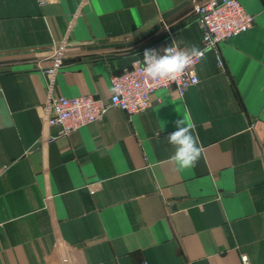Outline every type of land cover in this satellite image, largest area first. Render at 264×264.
<instances>
[{
    "label": "crops",
    "instance_id": "0c3cea01",
    "mask_svg": "<svg viewBox=\"0 0 264 264\" xmlns=\"http://www.w3.org/2000/svg\"><path fill=\"white\" fill-rule=\"evenodd\" d=\"M181 1L0 0V264H264V0H239L252 26L197 62L182 93L38 142L49 96L105 100L146 49L201 48V0L125 41L69 42L131 32ZM182 117L203 152L178 170L166 137Z\"/></svg>",
    "mask_w": 264,
    "mask_h": 264
},
{
    "label": "built area",
    "instance_id": "2783aa9c",
    "mask_svg": "<svg viewBox=\"0 0 264 264\" xmlns=\"http://www.w3.org/2000/svg\"><path fill=\"white\" fill-rule=\"evenodd\" d=\"M43 3L45 0H39ZM197 20L201 27V49L208 44L207 37L211 38L216 47L220 42L247 31L254 22L252 14L248 13L239 0H201L194 6ZM174 46L180 48L177 44ZM54 67L58 66L61 58V48H54ZM139 61V63H136ZM195 63L184 75L176 81H151L142 71L143 55L134 63L109 77L110 90L113 87L120 89L117 102L113 101V94L103 100L91 94L79 96H49L47 101L48 113L44 118L46 133L38 142L49 143L60 136L93 123L103 117L110 107H117L128 114L140 113L151 104V94L160 88H174L182 93L188 86L199 81ZM53 71V69H50ZM56 128L55 133H49V128Z\"/></svg>",
    "mask_w": 264,
    "mask_h": 264
},
{
    "label": "clouds",
    "instance_id": "9594fccd",
    "mask_svg": "<svg viewBox=\"0 0 264 264\" xmlns=\"http://www.w3.org/2000/svg\"><path fill=\"white\" fill-rule=\"evenodd\" d=\"M208 44L201 49L198 45L181 49L174 45L158 51L146 49L143 53V73L151 81H176L195 63L207 60V53L213 50L214 42L206 38ZM136 63H139L137 61ZM114 103L118 101L120 89L111 90ZM176 130L166 137V141L174 148L170 160L178 170L194 168L201 158L203 147L198 135L194 134L195 124L187 117L175 121Z\"/></svg>",
    "mask_w": 264,
    "mask_h": 264
},
{
    "label": "water",
    "instance_id": "95a60500",
    "mask_svg": "<svg viewBox=\"0 0 264 264\" xmlns=\"http://www.w3.org/2000/svg\"><path fill=\"white\" fill-rule=\"evenodd\" d=\"M196 0H183L179 2L178 4L172 6L171 8L161 12L159 15L153 17L152 19L148 20L141 26L137 27L131 32L118 35V36H110V37H102V38H97L95 40L91 41H86V42H77V41H72L69 42V44H84V43H92V42H97V43H111V42H118V41H125L131 38H134L144 32L145 30L149 29L150 27L154 26L155 24L159 23L160 21L166 19L169 17L171 14L175 13L176 11L180 10L182 7L189 3H195ZM66 45H68L66 43ZM60 45H57L56 47H59ZM11 124L10 116L8 113L7 106L5 104L4 99L0 96V126H8Z\"/></svg>",
    "mask_w": 264,
    "mask_h": 264
},
{
    "label": "rangeland",
    "instance_id": "374dc122",
    "mask_svg": "<svg viewBox=\"0 0 264 264\" xmlns=\"http://www.w3.org/2000/svg\"><path fill=\"white\" fill-rule=\"evenodd\" d=\"M54 50V49H53Z\"/></svg>",
    "mask_w": 264,
    "mask_h": 264
}]
</instances>
